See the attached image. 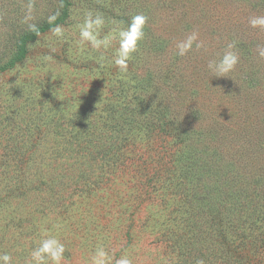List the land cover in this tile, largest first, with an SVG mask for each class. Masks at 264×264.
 Returning <instances> with one entry per match:
<instances>
[{
  "label": "rangeland",
  "instance_id": "obj_1",
  "mask_svg": "<svg viewBox=\"0 0 264 264\" xmlns=\"http://www.w3.org/2000/svg\"><path fill=\"white\" fill-rule=\"evenodd\" d=\"M26 4L0 0V255L28 264L55 237L60 264L101 247L107 264H264V0H34L37 32ZM88 11L101 38L147 17L126 72L117 39L79 43ZM194 30L205 47L178 56ZM232 40L239 63L214 77Z\"/></svg>",
  "mask_w": 264,
  "mask_h": 264
},
{
  "label": "clouds",
  "instance_id": "obj_2",
  "mask_svg": "<svg viewBox=\"0 0 264 264\" xmlns=\"http://www.w3.org/2000/svg\"><path fill=\"white\" fill-rule=\"evenodd\" d=\"M34 0H27L25 14L22 18L29 31L37 32L38 28L34 23ZM56 16H49L48 22L51 24L55 21ZM147 23V17L143 14H136L131 17L130 22L124 28L115 30V36L109 35L100 37L99 32L105 25V18L101 13H93L88 11L84 15L83 22L76 27L79 30V43H88L93 49L109 48L113 39L118 40V47L113 53L112 63L120 71L126 72L128 63L132 59L133 54L137 52L140 42L144 38V28ZM252 28L264 30V16H253L249 19ZM52 34L57 38L64 37L62 26L52 28ZM193 46L197 50L205 47V42L199 38V33L195 30L188 34L183 40L176 43V54L180 57L186 56L193 50ZM238 41L232 40L227 44L226 50L218 60L208 62V70L214 77H227L233 72L239 63L240 57L236 51ZM258 53L261 58H264V48L258 46ZM45 60H51L52 57L46 56ZM103 59V57H101ZM65 252V245L55 237L42 239L39 246L31 252V259L28 264H60ZM108 254L101 247L97 248L91 264H107ZM0 264H12V257L8 254L0 255ZM116 264H133L131 258L125 253L116 260ZM197 264H203V261H198Z\"/></svg>",
  "mask_w": 264,
  "mask_h": 264
}]
</instances>
